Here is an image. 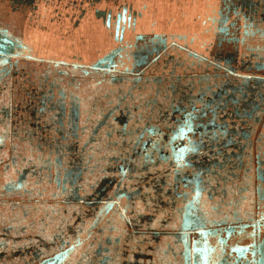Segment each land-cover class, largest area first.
Returning <instances> with one entry per match:
<instances>
[{
  "label": "flooded vegetation",
  "instance_id": "flooded-vegetation-1",
  "mask_svg": "<svg viewBox=\"0 0 264 264\" xmlns=\"http://www.w3.org/2000/svg\"><path fill=\"white\" fill-rule=\"evenodd\" d=\"M264 0H0V264H261Z\"/></svg>",
  "mask_w": 264,
  "mask_h": 264
},
{
  "label": "water",
  "instance_id": "water-1",
  "mask_svg": "<svg viewBox=\"0 0 264 264\" xmlns=\"http://www.w3.org/2000/svg\"><path fill=\"white\" fill-rule=\"evenodd\" d=\"M261 264H264V254L262 255V258H261Z\"/></svg>",
  "mask_w": 264,
  "mask_h": 264
}]
</instances>
